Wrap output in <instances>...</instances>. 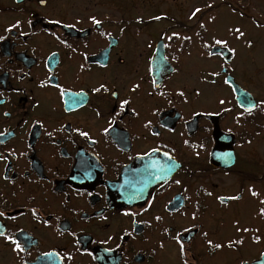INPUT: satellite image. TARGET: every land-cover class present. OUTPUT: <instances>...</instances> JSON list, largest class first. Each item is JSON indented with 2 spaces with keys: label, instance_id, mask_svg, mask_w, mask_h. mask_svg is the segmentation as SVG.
I'll return each mask as SVG.
<instances>
[{
  "label": "flooded vegetation",
  "instance_id": "flooded-vegetation-1",
  "mask_svg": "<svg viewBox=\"0 0 264 264\" xmlns=\"http://www.w3.org/2000/svg\"><path fill=\"white\" fill-rule=\"evenodd\" d=\"M238 2L0 0V264L259 263L264 100L222 34Z\"/></svg>",
  "mask_w": 264,
  "mask_h": 264
},
{
  "label": "rangeland",
  "instance_id": "rangeland-1",
  "mask_svg": "<svg viewBox=\"0 0 264 264\" xmlns=\"http://www.w3.org/2000/svg\"><path fill=\"white\" fill-rule=\"evenodd\" d=\"M238 3L243 7V11L246 10L244 17L238 20L242 33L238 32V38L231 34L226 27L235 21L233 18L225 17L222 23L223 39L225 42L233 41L230 47L234 53L233 65L237 75L242 80L245 79L247 84L251 83V90L257 99L264 100V0H241ZM245 3L251 4L252 7L249 8ZM130 9L132 10L131 7ZM248 77L251 80H248ZM261 118L262 116L257 120V130L258 133L260 131L262 133L256 136V140L263 143L264 118Z\"/></svg>",
  "mask_w": 264,
  "mask_h": 264
},
{
  "label": "water",
  "instance_id": "water-1",
  "mask_svg": "<svg viewBox=\"0 0 264 264\" xmlns=\"http://www.w3.org/2000/svg\"><path fill=\"white\" fill-rule=\"evenodd\" d=\"M216 53L221 55V57L224 59L225 63L230 62L231 52L227 48L215 46V47L210 49V54H216ZM158 62H159V60L157 58V55L155 54L154 59H153V72H155L156 65ZM223 70H225V68ZM225 81L232 86L238 104L242 108H244L245 110L251 109L250 108L251 106H246L247 102L251 101L250 94L243 91L242 89H240L238 87V85L234 82V80L231 76L227 75L225 78ZM213 135H214V139H215V144H214V147H213L211 154H210V163H212L215 166H220V165L222 166L223 165L222 162L220 163L218 160L219 159L218 158L219 157L218 150L220 148H223V143H224L225 144L224 145L225 156L228 157L229 155H231L230 142L232 141V139H231V136L223 135L222 133H220L216 126H214ZM257 264H264V255L260 259L259 263H257Z\"/></svg>",
  "mask_w": 264,
  "mask_h": 264
},
{
  "label": "snow or ice",
  "instance_id": "snow-or-ice-1",
  "mask_svg": "<svg viewBox=\"0 0 264 264\" xmlns=\"http://www.w3.org/2000/svg\"><path fill=\"white\" fill-rule=\"evenodd\" d=\"M41 3H43V0H41ZM196 11H199V9H196ZM91 19H92L93 23H95V24H99L100 23V21L96 20L94 17H92ZM155 19H159V17H155ZM237 31H239V29H237ZM0 39H2V38H0ZM217 43H224V42L223 41H217ZM229 51H231V49ZM101 87H103V86H101ZM124 103H127V102L126 101H122V104H124ZM82 135H86V133H82ZM165 155H167V153H165ZM233 199H235V197ZM0 215H3V213H0ZM16 247L19 248L20 245L17 244ZM216 247L219 248L220 245L217 244Z\"/></svg>",
  "mask_w": 264,
  "mask_h": 264
},
{
  "label": "trees",
  "instance_id": "trees-1",
  "mask_svg": "<svg viewBox=\"0 0 264 264\" xmlns=\"http://www.w3.org/2000/svg\"><path fill=\"white\" fill-rule=\"evenodd\" d=\"M257 108H259V105L257 106ZM260 130V129H259Z\"/></svg>",
  "mask_w": 264,
  "mask_h": 264
}]
</instances>
